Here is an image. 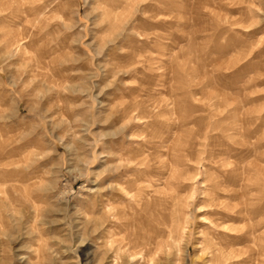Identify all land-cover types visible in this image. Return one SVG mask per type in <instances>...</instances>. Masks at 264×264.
I'll return each instance as SVG.
<instances>
[{
  "label": "rangeland",
  "instance_id": "1",
  "mask_svg": "<svg viewBox=\"0 0 264 264\" xmlns=\"http://www.w3.org/2000/svg\"><path fill=\"white\" fill-rule=\"evenodd\" d=\"M0 163V264H264V0H0Z\"/></svg>",
  "mask_w": 264,
  "mask_h": 264
},
{
  "label": "bare ground",
  "instance_id": "2",
  "mask_svg": "<svg viewBox=\"0 0 264 264\" xmlns=\"http://www.w3.org/2000/svg\"><path fill=\"white\" fill-rule=\"evenodd\" d=\"M18 25V24H17ZM25 25V24H23ZM30 27H31V24H30ZM20 29V28H19ZM22 29V28H21ZM9 39V46L11 47H17V50L18 48L21 49V47L24 45L23 43L25 42V40L28 38V34L27 32L25 31V29L23 30H18V31H14V30H11L10 32L7 33L6 35ZM28 41V40H26ZM2 163V161H1ZM0 163V227L3 226V217L2 215L4 214V165ZM177 171V170H176ZM177 177L180 175L179 172L177 171L176 174ZM17 176V175H16ZM7 178V177H6ZM21 180V178H20ZM23 180V179H22ZM27 190V189H26ZM24 192V191H23ZM6 196V195H5ZM7 200H11V197H5ZM8 207V206H7ZM225 217H229L227 215L224 216V218H221L223 220H225L226 218ZM172 222H173V226L172 229H171V234L173 235L174 234V224L175 223H178L179 222V217H178V214L177 212L175 211V213L173 214L172 218H171ZM228 225V224H227ZM166 233V232H165ZM159 234V233H158ZM244 234V233H243ZM248 234V233H247ZM155 237V236H154ZM154 237H150V238H154ZM156 239H157V235H156ZM169 243V242H168ZM153 245H156L157 247L160 245L158 244L157 242L155 243L153 240H150L149 244H148V247L146 245H144V249H145V255H150V253L152 252V247ZM137 246H133L132 249H136ZM212 249V248H211ZM218 250V249H217ZM220 251V250H219ZM226 252V251H225ZM216 253V252H215ZM221 253V251H220ZM214 254V253H213ZM219 254V253H218ZM226 255V254H225ZM220 256V255H219ZM216 257V255H215ZM215 257L213 258V260L215 259ZM225 258L230 259V257L228 256H224ZM219 258V257H218ZM232 259V258H231ZM214 262V261H213ZM215 263V262H214Z\"/></svg>",
  "mask_w": 264,
  "mask_h": 264
}]
</instances>
